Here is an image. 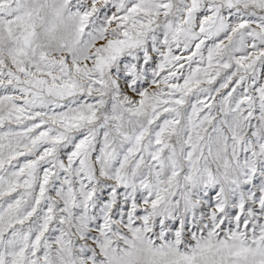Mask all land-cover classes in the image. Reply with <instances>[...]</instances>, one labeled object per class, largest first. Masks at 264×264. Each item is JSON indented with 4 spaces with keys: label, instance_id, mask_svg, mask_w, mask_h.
Returning a JSON list of instances; mask_svg holds the SVG:
<instances>
[{
    "label": "snow or ice",
    "instance_id": "1",
    "mask_svg": "<svg viewBox=\"0 0 264 264\" xmlns=\"http://www.w3.org/2000/svg\"><path fill=\"white\" fill-rule=\"evenodd\" d=\"M0 264H264V0H0Z\"/></svg>",
    "mask_w": 264,
    "mask_h": 264
}]
</instances>
